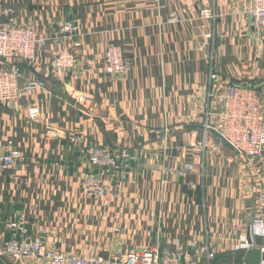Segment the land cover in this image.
<instances>
[{"label":"crops","instance_id":"crops-1","mask_svg":"<svg viewBox=\"0 0 264 264\" xmlns=\"http://www.w3.org/2000/svg\"><path fill=\"white\" fill-rule=\"evenodd\" d=\"M21 24L49 36L59 20L81 32L79 64L68 75L52 72L55 47L20 63L24 91L17 109L0 104V138L21 154L0 174V241L6 224L23 214L29 233L52 226V249L80 256L173 250V241L207 245L215 257L233 245L264 201L255 171L219 137L200 125L209 74L215 90L233 83L255 89L264 107V50L246 4L236 0H0ZM209 8L214 18H199ZM175 12L178 21L166 19ZM1 19V17H0ZM264 32V29H263ZM123 45L131 58L125 73L109 76L99 60L106 45ZM79 96L87 99L81 103ZM36 105L39 123L26 108ZM83 134V142L71 140ZM89 147L119 153L117 168L95 165ZM181 172V174H180ZM109 186L101 199L87 197L81 177ZM198 264H208L205 253ZM2 264H8L5 261ZM18 264H47L25 260ZM242 264V263H241Z\"/></svg>","mask_w":264,"mask_h":264},{"label":"built area","instance_id":"built-area-1","mask_svg":"<svg viewBox=\"0 0 264 264\" xmlns=\"http://www.w3.org/2000/svg\"><path fill=\"white\" fill-rule=\"evenodd\" d=\"M246 4V14L251 20L253 29L262 34L259 49L264 50V0H236ZM199 18H213L215 15L209 8L199 10ZM0 104L17 109L24 91H32L43 86L41 81H31L25 85L19 83L22 69L16 62H33L37 52L47 44L56 49L50 57L49 66L52 72L68 76L79 64L77 53L81 43L78 37L79 26L76 21L59 20L53 32L44 36L31 25L21 24L14 17L11 6L0 8ZM168 23L178 21L176 13H171L166 19ZM104 70L111 75H119L130 66L120 45L110 43L107 52L102 54ZM218 75L215 71L209 74V89L206 93V103L202 106L200 125L203 140L201 147H206V136L214 133L227 144L235 154L254 169L256 179L262 188L259 198L264 201V107L258 92L251 87H242L227 83L220 90H215ZM87 98L79 96L81 103ZM26 116L31 122L41 120L40 108L30 105L26 108ZM81 140V138H80ZM77 141V140H76ZM126 152V151H125ZM91 153V161L95 165L115 167L116 155L96 148ZM127 155V154H123ZM21 158V154L11 139L0 138V174L13 167ZM181 174V172H180ZM81 186L87 197L101 199L109 186L92 174L81 177ZM28 219L18 214L15 220L6 224L10 237L0 241V264L8 261L18 264L22 261L46 260L47 264H198L197 254L205 253L208 264L214 253L207 245L197 248L194 241L185 244L179 240L173 241V250L157 247H144L138 251L124 254H113L108 258L99 255L80 256L65 254L59 249H52L47 244V238L55 234L52 226L36 228L34 235L29 233ZM246 232L241 233L233 245V252L242 254L257 246L253 236L264 238V214H256L248 223ZM264 252V246L259 247ZM260 264H264L261 261Z\"/></svg>","mask_w":264,"mask_h":264},{"label":"water","instance_id":"water-1","mask_svg":"<svg viewBox=\"0 0 264 264\" xmlns=\"http://www.w3.org/2000/svg\"><path fill=\"white\" fill-rule=\"evenodd\" d=\"M246 238L250 242L248 230H246ZM253 242L257 247L251 248L242 254V264H260L261 261H264V252H261L259 249V247L264 246V238L261 236H253Z\"/></svg>","mask_w":264,"mask_h":264},{"label":"rangeland","instance_id":"rangeland-1","mask_svg":"<svg viewBox=\"0 0 264 264\" xmlns=\"http://www.w3.org/2000/svg\"><path fill=\"white\" fill-rule=\"evenodd\" d=\"M200 10V9H199ZM199 10H198V13H199ZM213 12V11H212ZM175 13V12H174ZM213 14H214V12H213ZM215 17V16H214ZM213 17V18H214ZM71 21H73V20H71ZM78 24V23H77ZM79 33H80V35L78 36V37H76L77 39H79V41H80V39H81V32H80V30H79ZM80 43H81V41H80ZM110 43H114V44H117V45H120L122 48H123V50H124V53H125V56L129 59V61H130V66H129V68L127 69V71L130 69V67H131V58L126 54V52H125V49H124V47H123V45L122 44H120V43H116V42H114V41H111V42H109L107 45H106V47L104 48V50L101 52V54H100V56H99V60H100V62H101V64H102V70H103V72L104 73H106L107 75H109V76H113V75H111V74H109V73H107V72H105V70H104V64H103V59H102V54L104 53H106L107 52V47H108V45L110 44ZM77 59H78V56H77ZM78 61H79V59H78ZM17 64H19L20 65V63H17ZM21 66V65H20ZM22 69V68H21ZM50 69H51V67H50ZM125 73V72H124ZM19 83H20V78H19ZM77 101H79L78 100V98H77ZM30 106V105H29ZM40 122V121H39ZM39 122H36V123H39ZM32 123H34V122H32ZM80 138H81V140H80ZM71 140H73V141H76L77 140V142H83V140H84V136H83V134H79V133H77V134H74L72 137H71ZM94 149H96L95 147H89L88 148V152H91V151H93ZM126 150H121L119 153H115V152H112V151H108L110 154H112V155H116L117 156V158L120 156V155H123V154H128L127 152H125ZM117 158H116V160H117ZM6 263H8V264H11L10 262H8V261H5Z\"/></svg>","mask_w":264,"mask_h":264},{"label":"trees","instance_id":"trees-1","mask_svg":"<svg viewBox=\"0 0 264 264\" xmlns=\"http://www.w3.org/2000/svg\"><path fill=\"white\" fill-rule=\"evenodd\" d=\"M235 255L232 256L230 253H222L215 257L213 264H241L242 253L233 252Z\"/></svg>","mask_w":264,"mask_h":264}]
</instances>
